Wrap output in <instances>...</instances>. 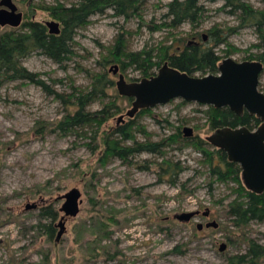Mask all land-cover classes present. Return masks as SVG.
Here are the masks:
<instances>
[{
	"label": "rangeland",
	"instance_id": "374dc122",
	"mask_svg": "<svg viewBox=\"0 0 264 264\" xmlns=\"http://www.w3.org/2000/svg\"><path fill=\"white\" fill-rule=\"evenodd\" d=\"M77 2L14 0L24 15L23 23L38 21L45 25L55 21L60 29L61 23L39 7L57 4L69 7ZM170 2L147 0L144 24L138 18L129 21L115 18L111 10L93 16L87 26L78 30L75 55L67 63V70L38 53L23 60L30 72L39 74L66 96L71 93L72 84L89 89L93 73L109 74L114 81L109 98L91 105L89 110L97 111L114 101L120 112L103 126L96 140L99 143L96 153L88 147L96 142L91 130L71 134L50 131L65 115V104L27 82H9L0 87V264H229V257L248 251L250 241L264 248V222H253L242 231L232 226L225 206L235 198L233 185L215 183L210 187L212 181L195 144H188L196 137L208 141L214 134L203 113L206 106L182 105V100H174L136 118L146 132L145 135L135 132L140 143L160 142L181 128L185 140L168 148L163 158L142 154L133 158V164L114 158L105 165L100 162L102 134L131 119L126 117L124 123L118 124V118L130 112L133 103L119 95V75L123 74L128 84L144 80L139 71L130 68L123 72L118 63L103 67L104 60L112 61L109 51L119 33L127 32L128 49L137 52L145 47L177 46L180 39L201 43L196 34L205 36L208 42L210 30L224 31L238 25L236 17L218 11L223 5L220 1L205 4L208 12L199 28L185 24L176 30L150 31L151 23H161ZM250 3L256 9H264L260 0ZM10 30L0 26V36ZM229 43L230 47H220L223 60L246 62L257 52L252 46L258 43V37L254 28L247 27L234 34ZM230 51L232 54H225ZM115 65L120 68L118 75L110 72ZM55 80H62V84L55 85ZM260 89L264 92V72ZM42 128L46 129L44 133ZM185 128L193 130L191 138L185 137ZM163 159L179 162L184 168L178 186L167 179L160 181L158 163ZM180 183H186L193 194H183ZM73 188L82 193L80 214L66 219V233L59 242L58 227L54 240L50 241L36 228L41 209L53 205L59 212L63 204L60 197ZM34 203L38 209L27 211L26 206ZM197 211L200 216L189 223L175 218ZM206 211L210 213L208 219L202 218ZM62 216L59 213L56 226ZM214 221L219 224L217 229L206 228L207 223ZM198 224H203L202 231L198 230ZM222 245L226 246L223 251ZM253 264H264V256Z\"/></svg>",
	"mask_w": 264,
	"mask_h": 264
},
{
	"label": "trees",
	"instance_id": "16d2710c",
	"mask_svg": "<svg viewBox=\"0 0 264 264\" xmlns=\"http://www.w3.org/2000/svg\"><path fill=\"white\" fill-rule=\"evenodd\" d=\"M222 1L223 5L219 12H226L236 17L238 25L227 30L214 28L208 32V42L203 36L196 34L201 41L188 42L180 39L176 45L145 47L141 51L131 52L127 44V32L117 35L109 57L112 61L104 60L103 67L107 63H118L122 71L133 68L142 74V78L150 79L157 75L165 66L188 74L190 76L204 77L207 75H217L218 66L223 58L220 47H230V38L247 27L254 28L258 43L252 46L257 52L249 56V61L260 62L264 66V9H256L250 0H171L166 5L167 12L160 19V24L151 23L150 31L155 32L165 29H179L185 24L192 28H199L208 12L206 3L214 4ZM264 2V0H260ZM147 0H78L74 5L67 6L57 4L55 7H39L48 11L51 16L61 23V33L59 35L49 34L48 28L38 21H27L17 29L11 28L0 36V87L9 82L23 81L28 84L40 87L47 95L63 103L67 107L65 115L60 119L51 132H61L71 134L83 130H91L92 140H97L101 130L111 119L120 112V107L114 101L104 104L97 110L91 111L89 107L97 102L109 98L108 91L114 86V81L109 74L104 71L91 75L92 84L89 89L83 90L71 85V93L65 95L55 90L50 84L44 81L39 74L30 72L24 65L23 60L34 53H38L57 64L60 68L67 70V63L75 55L74 44L78 30L87 26L90 19L96 15H104L108 10L113 11L115 18H124L126 21L138 18L143 22V12ZM210 39V40H209ZM228 51V50H227ZM237 51V50H236ZM226 55L232 52H226ZM55 85L62 84V80H55ZM118 93L121 97H124ZM130 102L133 99L128 98ZM182 105L188 102L182 101ZM202 106V105H200ZM203 113L207 123L213 132L222 129L248 128L255 130L261 125V121L251 116L248 112L237 115L229 108H215L206 106ZM152 109L141 110L134 118L124 124L112 127L104 132L101 137L103 155L100 159L105 165L109 159L114 158L127 164H133V158L142 154L160 156L166 155V150L173 145L185 140L181 128L178 127L176 133L171 134L160 142L146 141L140 143L136 140L135 132L146 134L145 130L138 125L140 116L151 113ZM42 127V126H41ZM141 129V130H140ZM42 128L41 133H44ZM195 144V148L200 154L208 172V178L213 184L233 185L235 198L225 206L227 217L236 230L242 231L251 223L264 222V193L258 194L249 190L244 182L242 169L239 164L229 160L228 155L221 149L214 148L209 140L204 141L195 138L188 141V144ZM91 148L93 153L99 150V143ZM160 170L159 178L162 182L167 179L173 186L179 185V177L185 171L179 162L163 159L158 163ZM95 176V175H94ZM169 178V179H168ZM186 183H180V190L183 194H193L188 191ZM59 217V212L53 205L41 209L40 222L38 228L48 237L54 240L56 234L55 223ZM230 241V240H229ZM264 256V248L250 241L248 251L228 258L229 264H253Z\"/></svg>",
	"mask_w": 264,
	"mask_h": 264
},
{
	"label": "water",
	"instance_id": "95a60500",
	"mask_svg": "<svg viewBox=\"0 0 264 264\" xmlns=\"http://www.w3.org/2000/svg\"><path fill=\"white\" fill-rule=\"evenodd\" d=\"M24 15L14 3V0H0V26L17 29L23 24ZM46 27L51 35L61 33L60 24L51 21ZM206 40V37L204 36ZM118 65L110 69L118 75ZM264 66L260 62H237L232 59L223 60L218 66L217 75L204 77L190 76L168 66L160 69L156 76L144 79L139 83L128 84L123 74L119 75L117 87L120 94L133 99L132 110L118 118V124L124 123L125 118L133 119L141 110L154 109L166 105L174 100H182L202 106L215 108H229L237 115L248 112L257 117L261 125L255 129L248 128L222 129L209 138L210 144L217 149L225 151L230 161L240 165L246 187L258 194L264 193V92L260 89V79ZM186 138L193 136V130L184 129ZM82 193L73 188L60 197L63 201L59 213H62L57 227L60 229L56 240L59 242L66 233V219L76 218L81 211L83 203ZM38 205L28 204L26 210H36ZM200 212H190L176 215L175 218L189 223ZM209 211L203 216L208 217ZM219 224L211 222L206 228L217 229ZM197 228L202 231L203 224ZM226 246H221V251Z\"/></svg>",
	"mask_w": 264,
	"mask_h": 264
},
{
	"label": "flooded vegetation",
	"instance_id": "af4514ba",
	"mask_svg": "<svg viewBox=\"0 0 264 264\" xmlns=\"http://www.w3.org/2000/svg\"><path fill=\"white\" fill-rule=\"evenodd\" d=\"M46 26V25H45ZM49 31V30H48ZM215 133V132H214ZM200 216V215H199ZM198 216V217H199ZM202 217V216H201ZM202 218H204V219H208V218H210V216H208V217H202ZM56 226V225H55ZM56 230H57V226H56Z\"/></svg>",
	"mask_w": 264,
	"mask_h": 264
}]
</instances>
